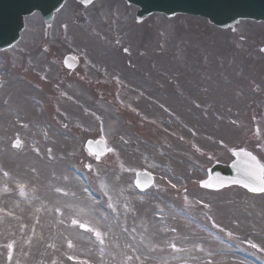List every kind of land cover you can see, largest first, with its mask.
I'll use <instances>...</instances> for the list:
<instances>
[{"label": "rangeland", "instance_id": "374dc122", "mask_svg": "<svg viewBox=\"0 0 264 264\" xmlns=\"http://www.w3.org/2000/svg\"><path fill=\"white\" fill-rule=\"evenodd\" d=\"M96 7L100 4H95ZM107 9L104 15L84 17L80 14L76 22L65 29H60L64 18L60 16L58 27L52 32L54 44L42 49L34 46V42L44 39L41 36V21L34 16L27 20L24 42L15 49L33 57L32 62L26 64V76L32 81L38 80L45 92L61 96V104L67 105L65 114L74 115L72 121L68 120L72 122L68 124V130L79 133L75 135L76 151L82 153L80 142L86 136H103L113 145L109 161L121 164L120 167L106 168L101 163L102 166H94L97 172H93L97 181L94 188L101 195H111L110 201L106 199L104 202L110 207L111 203L115 204L119 224L111 223V219L87 199L84 208L89 218H86L87 214L77 216L89 222L97 234L94 239L93 236L76 234L73 237L76 245H86L78 246L74 255L88 262L82 264H91V261L93 264H111L118 257L116 248H120L124 256L131 250L139 264H264V195H250L238 188L219 193L189 188L188 198L181 201L187 203L188 212H197L196 215L191 213L187 216L186 210L176 209L168 212L166 218H153V212L148 215L143 208L135 207L136 213L126 216L123 209H130L125 208L129 202L120 199L118 194L130 197L125 190L128 189L131 174L124 166L129 158L124 155L127 149H123V143L117 142V135L122 127L128 126V121L133 123L134 117L122 115L118 106L112 107L96 97L97 92H107L108 97L119 99L128 110L129 100L123 95H133L136 98L133 103L147 113L160 80L161 86H166L165 94L178 92L179 95L189 96L186 98L189 105L185 113L189 136L193 137L190 141L204 150L205 158H196L198 170L207 167L213 158L227 161L229 157L225 150L229 146L252 145V150H257L264 162V126L260 124L259 138L254 141V126L251 123L257 116L259 120L264 117V55L259 51L264 46V27L246 21L233 31H221L210 29L203 20L190 17H176L171 21L155 17L142 25H135L133 8L110 0ZM125 48L127 53L123 51ZM67 53L80 56L81 66L76 71L68 72L61 67L60 60ZM5 58H11V55L5 54ZM230 58L237 59L225 62ZM104 77L108 80L105 81ZM62 94L72 96L75 105L65 101L64 98L69 97ZM42 95H45L43 91ZM155 99L162 100L159 97ZM20 103L18 101L17 104ZM87 103L93 105L94 117L87 116L81 120L79 108ZM54 108L44 106V111L51 115L55 112ZM141 127L147 134H150L148 127L149 130H159L161 134L157 136L160 138L162 131L166 134L160 127L149 125L146 128L143 123ZM117 147L120 153H117ZM132 153L126 154L133 156ZM136 166H140L139 162ZM78 168L83 172L84 165H78ZM101 175L106 179L105 186ZM77 185L81 195L82 188L79 183ZM198 203H202L205 209L195 207ZM156 204L160 205L159 202ZM84 208H79V211L84 213ZM125 223V226L129 225L126 231L119 226ZM134 227H145L143 234L137 233ZM12 228L7 225L5 229L0 228V264H56L60 259V264H71L67 260L70 256L62 254L66 250L65 241L55 244V250L50 251L44 261L35 254L30 259L32 253L22 248L13 250L12 256L6 258L5 234ZM207 228L218 235L237 236L249 243V248L244 249L247 250L245 260L238 254H222L220 248L213 244L198 242L196 239L201 234L207 236L203 233ZM63 230L66 231L67 227ZM207 237L203 239L211 240ZM106 238L110 239L107 247H98V241L106 242ZM167 243L173 244L172 248L164 246ZM130 257L133 258L132 255ZM27 259L31 262H26Z\"/></svg>", "mask_w": 264, "mask_h": 264}, {"label": "water", "instance_id": "95a60500", "mask_svg": "<svg viewBox=\"0 0 264 264\" xmlns=\"http://www.w3.org/2000/svg\"><path fill=\"white\" fill-rule=\"evenodd\" d=\"M143 9L161 10L164 6L157 3L158 0H133ZM174 1V0H169ZM233 2H221L216 6V0H177L171 9H179L193 14L208 17L216 24L225 25L237 20V18H253L264 21V0H232ZM155 2V3H154ZM164 9H169L167 6ZM149 10V11H150ZM166 11V10H165ZM169 12V10H167ZM5 21H0V29L4 28ZM241 167V165H239ZM232 172H236L235 169ZM242 172V171H241ZM256 185V184H254Z\"/></svg>", "mask_w": 264, "mask_h": 264}, {"label": "snow or ice", "instance_id": "6c2138e0", "mask_svg": "<svg viewBox=\"0 0 264 264\" xmlns=\"http://www.w3.org/2000/svg\"><path fill=\"white\" fill-rule=\"evenodd\" d=\"M83 3L87 6L91 3V0H83ZM124 51L127 53L128 49L125 48ZM241 151H243L244 156L247 157L250 163L243 173L242 180L238 181L240 186L246 188L248 191L264 193V163H261L252 153L245 150ZM233 155L235 156L236 153L233 152ZM254 184H259V187H253L252 185Z\"/></svg>", "mask_w": 264, "mask_h": 264}, {"label": "bare ground", "instance_id": "6f19581e", "mask_svg": "<svg viewBox=\"0 0 264 264\" xmlns=\"http://www.w3.org/2000/svg\"><path fill=\"white\" fill-rule=\"evenodd\" d=\"M14 21V20H13ZM8 27V26H7ZM7 29V28H6ZM208 234V233H207ZM209 235V234H208ZM211 237V236H210ZM212 241H214L216 244H218L219 243V246L218 247H221V243H220V241H217V239L216 238H214L213 236H212ZM198 242H200V243H203L202 241H198Z\"/></svg>", "mask_w": 264, "mask_h": 264}]
</instances>
